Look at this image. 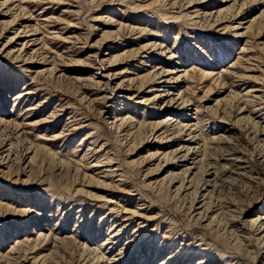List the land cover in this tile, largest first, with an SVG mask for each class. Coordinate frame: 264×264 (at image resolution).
I'll return each mask as SVG.
<instances>
[{
    "label": "rangeland",
    "instance_id": "rangeland-1",
    "mask_svg": "<svg viewBox=\"0 0 264 264\" xmlns=\"http://www.w3.org/2000/svg\"><path fill=\"white\" fill-rule=\"evenodd\" d=\"M255 219L264 0H0V264H264Z\"/></svg>",
    "mask_w": 264,
    "mask_h": 264
},
{
    "label": "bare ground",
    "instance_id": "bare-ground-1",
    "mask_svg": "<svg viewBox=\"0 0 264 264\" xmlns=\"http://www.w3.org/2000/svg\"><path fill=\"white\" fill-rule=\"evenodd\" d=\"M18 56H20V54L18 55ZM16 58H18L17 56H16ZM99 161V160H98ZM107 161V163H110V161L109 160H106ZM97 165L99 164V163H96ZM100 165V164H99ZM96 166V165H95ZM114 172V171H113ZM183 187H184V185H182L181 186V188L178 190V192H177V195H178V193H180V190H183ZM192 208V207H191ZM206 217V215H200L197 219H196V221H194L195 222V225H198L199 224V222L201 221V220H203L204 218ZM190 219H192V217H190ZM259 219H255V220H253V222H252V226H251V228L253 229V231H254V234H255V236H257V235H261V234H263L264 233V228H262V225H264V221L263 220H259ZM232 226V225H231ZM166 260V259H165Z\"/></svg>",
    "mask_w": 264,
    "mask_h": 264
}]
</instances>
